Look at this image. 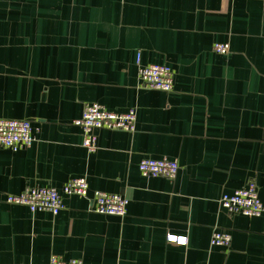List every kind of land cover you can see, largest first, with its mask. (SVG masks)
<instances>
[{
    "label": "crops",
    "instance_id": "crops-1",
    "mask_svg": "<svg viewBox=\"0 0 264 264\" xmlns=\"http://www.w3.org/2000/svg\"><path fill=\"white\" fill-rule=\"evenodd\" d=\"M137 57L168 66L172 92L140 87ZM85 103L133 109L135 132L95 131L89 152L74 125ZM0 119L34 137L0 147V264H264V216L219 205L252 180L264 206V0H0ZM143 158L178 173L143 177ZM74 178L88 198L63 195L56 215L5 202ZM96 191L126 215L89 211ZM215 230L228 248L210 246Z\"/></svg>",
    "mask_w": 264,
    "mask_h": 264
},
{
    "label": "built area",
    "instance_id": "built-area-1",
    "mask_svg": "<svg viewBox=\"0 0 264 264\" xmlns=\"http://www.w3.org/2000/svg\"><path fill=\"white\" fill-rule=\"evenodd\" d=\"M214 52L227 54L228 44L215 43ZM138 66L137 76L139 86L147 89L170 93L173 90V72L163 64L141 65L139 57L136 59ZM136 114L133 109L127 112L108 111L97 103H85L81 117L74 121L79 127L82 136V146L89 152L96 149L94 132L98 130L119 131L132 134L135 132ZM34 142L31 124L27 120L0 119V147L17 151L28 148ZM138 170L143 177H162L172 180L176 177L179 165L176 160L167 158H143L138 164ZM88 184L85 178H74L63 185L60 192L51 186H38L27 188L21 194L7 195L5 202L10 205L26 207L30 212L44 211L52 215L58 214L63 209L62 196H77L88 198ZM89 211L109 216L123 217L126 215L127 200L116 194L94 192L89 198ZM219 205L230 215H243L246 217L264 216V206L258 198L257 188L251 180L246 186L235 190L232 194H224L219 200ZM167 243L185 246L186 237L167 234ZM210 246L228 248L230 236L225 232L215 230L210 238ZM47 264H83L80 259L63 260L51 256Z\"/></svg>",
    "mask_w": 264,
    "mask_h": 264
}]
</instances>
